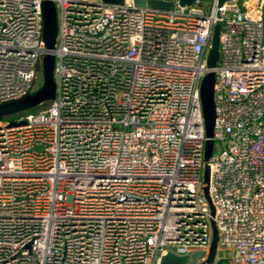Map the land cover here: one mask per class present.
Returning a JSON list of instances; mask_svg holds the SVG:
<instances>
[{
  "label": "built area",
  "instance_id": "1",
  "mask_svg": "<svg viewBox=\"0 0 264 264\" xmlns=\"http://www.w3.org/2000/svg\"><path fill=\"white\" fill-rule=\"evenodd\" d=\"M43 1L0 0V104L32 92L47 53L56 84L48 109L0 122V264L206 259L199 87L217 22L208 190L232 255L214 264H264V0H51V51Z\"/></svg>",
  "mask_w": 264,
  "mask_h": 264
},
{
  "label": "water",
  "instance_id": "2",
  "mask_svg": "<svg viewBox=\"0 0 264 264\" xmlns=\"http://www.w3.org/2000/svg\"><path fill=\"white\" fill-rule=\"evenodd\" d=\"M104 4L121 5L124 0H100ZM199 1L208 0H132L134 8L148 9L160 12L169 11L174 4L180 7L190 6ZM229 0H218V6ZM218 16V15H217ZM42 39L45 48L51 51L55 48L56 36L58 31L57 14L55 5L51 0H44L42 3ZM219 28L220 24L217 22L212 31L210 47L207 51L206 65L209 69L208 73L200 82L199 94L201 110L205 129V143L203 149V173H202V191L210 209V224H211V243L209 253L204 261L199 264H214L217 253L218 232L213 221L214 207L209 197V179L210 167L208 160L213 153V129L215 124V104H214V82L215 73L213 69L216 67L219 59ZM54 57L47 53L40 61L36 63L35 67V83L30 94L14 101L0 104V122L5 116L27 111L36 107L37 105L52 101L55 97L56 84L53 75ZM8 122V121H7ZM11 126L10 122L7 127ZM203 256L202 253H194L189 258L188 256H177L172 253H167L160 258L159 264H196L197 258Z\"/></svg>",
  "mask_w": 264,
  "mask_h": 264
},
{
  "label": "rangeland",
  "instance_id": "3",
  "mask_svg": "<svg viewBox=\"0 0 264 264\" xmlns=\"http://www.w3.org/2000/svg\"><path fill=\"white\" fill-rule=\"evenodd\" d=\"M90 1L97 2V0H90ZM209 3H210L209 0L208 1H204V2L201 3V6L208 5ZM50 104H51V101H47V102L41 103V104L37 105L36 107H34L32 109H29L27 111L16 113V114H12V115H9V116H5L3 118V120L11 122V121H16L20 116H24L26 114H37V113L43 112L46 109H48ZM215 151H216V147H215ZM231 255H232V252L230 250H228V249L219 250L217 252V258H219V259H226V258H229Z\"/></svg>",
  "mask_w": 264,
  "mask_h": 264
},
{
  "label": "trees",
  "instance_id": "4",
  "mask_svg": "<svg viewBox=\"0 0 264 264\" xmlns=\"http://www.w3.org/2000/svg\"><path fill=\"white\" fill-rule=\"evenodd\" d=\"M4 121V120H3Z\"/></svg>",
  "mask_w": 264,
  "mask_h": 264
}]
</instances>
